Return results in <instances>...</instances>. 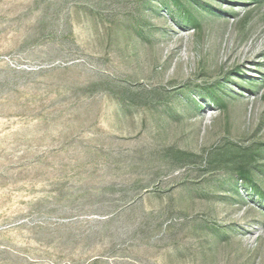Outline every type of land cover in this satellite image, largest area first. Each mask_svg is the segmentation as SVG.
<instances>
[{
	"label": "rangeland",
	"instance_id": "obj_1",
	"mask_svg": "<svg viewBox=\"0 0 264 264\" xmlns=\"http://www.w3.org/2000/svg\"><path fill=\"white\" fill-rule=\"evenodd\" d=\"M0 264H264V0H0Z\"/></svg>",
	"mask_w": 264,
	"mask_h": 264
}]
</instances>
